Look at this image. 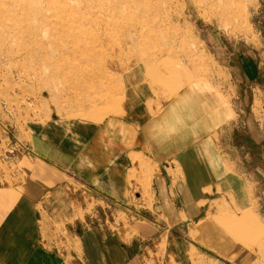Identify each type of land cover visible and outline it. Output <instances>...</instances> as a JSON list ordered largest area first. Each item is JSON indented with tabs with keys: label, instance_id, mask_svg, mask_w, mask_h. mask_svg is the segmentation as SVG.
<instances>
[{
	"label": "rangeland",
	"instance_id": "374dc122",
	"mask_svg": "<svg viewBox=\"0 0 264 264\" xmlns=\"http://www.w3.org/2000/svg\"><path fill=\"white\" fill-rule=\"evenodd\" d=\"M187 90L196 113H234L222 150L244 170L235 188L246 198L210 187L181 238L160 237L153 254L160 264H264V0H0V182L59 130L129 148L140 134L143 148L141 120ZM131 157L129 177L144 188L149 157ZM85 212L111 229L137 217L94 200Z\"/></svg>",
	"mask_w": 264,
	"mask_h": 264
},
{
	"label": "crops",
	"instance_id": "0c3cea01",
	"mask_svg": "<svg viewBox=\"0 0 264 264\" xmlns=\"http://www.w3.org/2000/svg\"><path fill=\"white\" fill-rule=\"evenodd\" d=\"M198 106L187 90L141 120L145 148L134 145L140 134L131 148L121 137L112 147L106 135L75 137L78 131L67 129L43 138L34 153L19 158L11 181L0 182V264H160L157 240L181 238L189 217L202 213L210 187L244 200L235 188L244 170L222 150L234 113L224 107L207 118L204 108L196 113ZM138 152L150 160L144 188L129 177L131 153ZM92 200L119 204L137 217L115 229L88 224L90 213L78 212ZM178 241H169L176 250Z\"/></svg>",
	"mask_w": 264,
	"mask_h": 264
}]
</instances>
